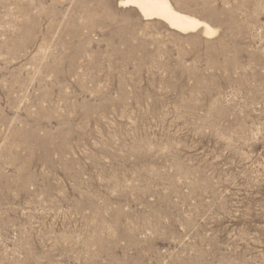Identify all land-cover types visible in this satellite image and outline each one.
Here are the masks:
<instances>
[{"label": "rangeland", "instance_id": "obj_1", "mask_svg": "<svg viewBox=\"0 0 264 264\" xmlns=\"http://www.w3.org/2000/svg\"><path fill=\"white\" fill-rule=\"evenodd\" d=\"M0 0V264H264V0Z\"/></svg>", "mask_w": 264, "mask_h": 264}, {"label": "bare ground", "instance_id": "obj_2", "mask_svg": "<svg viewBox=\"0 0 264 264\" xmlns=\"http://www.w3.org/2000/svg\"><path fill=\"white\" fill-rule=\"evenodd\" d=\"M119 5L133 7L144 20H160L178 33L200 31L204 36L215 34V30L209 24L194 16L178 12L169 0H120Z\"/></svg>", "mask_w": 264, "mask_h": 264}]
</instances>
